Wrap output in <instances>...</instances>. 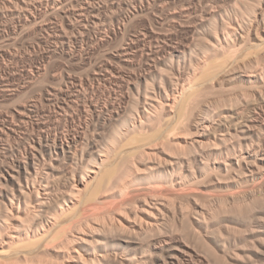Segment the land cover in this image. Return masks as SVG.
Returning a JSON list of instances; mask_svg holds the SVG:
<instances>
[{
  "label": "bare ground",
  "instance_id": "1",
  "mask_svg": "<svg viewBox=\"0 0 264 264\" xmlns=\"http://www.w3.org/2000/svg\"><path fill=\"white\" fill-rule=\"evenodd\" d=\"M29 1L10 0L11 18L33 30L47 4L49 16L62 17L63 27L51 25L62 48L71 34L91 56L122 41L93 61L86 79L58 71L40 97L13 105L7 115L0 108V264H264V217L251 216L255 200L226 203L228 209L229 196L205 191L222 177L264 169V68L257 73L262 87H253L258 95L248 91L245 105V99L235 103H243L242 111L219 113L222 98L204 104L215 82L235 73L240 43L252 42V28L258 32L264 22V0H71L72 10L69 0L35 1L46 2L41 9ZM140 17L148 23L131 33ZM167 21L169 34L155 28ZM43 24L36 30H51ZM181 35L196 37L198 48ZM260 44L244 61L264 52ZM45 63L28 70L23 86H0V98L12 102L32 92L52 71ZM249 71L253 82L258 76ZM126 150L129 156L119 160ZM177 241L182 245L172 250Z\"/></svg>",
  "mask_w": 264,
  "mask_h": 264
},
{
  "label": "rangeland",
  "instance_id": "2",
  "mask_svg": "<svg viewBox=\"0 0 264 264\" xmlns=\"http://www.w3.org/2000/svg\"><path fill=\"white\" fill-rule=\"evenodd\" d=\"M1 2H0V29H1V31L2 30H6L7 28L9 29V31H8V29H7V31H6V33H4L3 31L1 32L0 31V33H1V35H0V54L2 55V56H4V57H0V62H2V63H0V86L2 87H0L1 89H4V87H5V89H6V87L7 88H13V89H15V87H17V86H23V84H25L26 82H24V81H27V76L25 75V74H27V72H28V70L30 71V69H31V71H32V69H35L37 66H39L41 63L43 64L44 63V61L46 60V63H47V70L50 72L51 70V72L49 73V76L48 77H45V81L43 80L42 81V83H40V84H42V85H40V84H38L34 89H33V91L31 92V91H29V92H25L24 94H25V96L22 94V96H20V98L18 97V99H16V101H12V102H15L14 104L12 103V102H6V101H3L1 98H0V108L2 109H0L1 110V112H4V114H8L9 112H11L13 109H14V106L15 107H17L20 103H23L24 101L26 102L27 100H28V98H29V100L31 99V98H33L34 96H38V97H40V95H41V91H40V89L43 87V86H45V85H48V84H50L51 82H52V80H50V79H53L52 78V74H57L58 73V75H60V73H62L63 71V73H65V72H67V74L68 73H70L71 75H73V76H77V77H79V78H84V79H86L87 78V75H88V73L91 71V69L93 68L92 66H93V61H94V63L96 64L97 62L98 63H100V61H102L103 59H104V55H105V53L107 52V50H108V48L109 49H112L114 46H116L117 44H120L121 42L120 41H122L120 38H119V41L117 42V41H115V42H113V47L111 46V47H99V49L97 50L98 52H97V54H96V56H91L90 54H87L88 52L86 51L87 50V46L86 45H84V44H76L75 43V41L74 42H72L73 40H71V38L73 37H71V33L72 32H70L69 33V31H68V33L69 34H71V35H69L70 37L68 38L67 37V39H66V42L70 45H68L67 44V48L65 47V46H63V48H62V42L64 41L63 39H59L58 40V37L56 38L55 36H56V30H55V27H52L51 25H53V26H58V25H60V27H63V20H62V17L61 16H59V17H57L58 15H56L55 13L53 14V15H55L53 18L51 17V16H49V12L51 13L52 12V9L50 8L49 9V7H47V4H44V3H46V2H44L43 4H44V7H43V4L40 6V4H39V2H37V3H35V1H37V0H31L32 2H33V4H35V5H37V7H40L39 9H41L42 8V10H41V12H45V13H43L42 14V16H43V18L42 17H40L39 19L40 20H42V21H40L39 22V20H38V25H36V27H34L33 25V30L31 29V28H29V27H27L26 29H27V32H25L26 31V29L25 28H20L21 26H19L18 25V20L16 21V18L14 19V17L13 18H11L12 16L11 15H9L10 14V11H9V8H10V0H9V2H8V0H0ZM13 1V0H12ZM15 1V0H14ZM29 1V0H28ZM31 1H29V2H31ZM39 1V0H38ZM3 2V3H2ZM5 3V4H4ZM70 3V4H69ZM75 4V3H74ZM69 5H71V0H69V2H68V5L66 4V7H67V9H74L75 7H74V5L72 4V8H70L71 6H69ZM5 8H4V7ZM6 6H7V8H6ZM46 6V7H45ZM69 6V7H68ZM9 7V8H8ZM74 7V8H73ZM7 9V10H6ZM46 9H48L49 11H47ZM179 9H181V8H177V9H174V8H171V12L172 13H174V12H176L177 10H178V13L176 12V14H179V12H182L181 10L179 11ZM261 9L262 10H264V3H262L261 4ZM260 9V10H261ZM45 10V11H44ZM174 10V11H173ZM176 10V11H175ZM183 10V9H182ZM2 12V13H1ZM8 12V13H7ZM170 12V13H171ZM47 13V14H46ZM6 15V16H4V15ZM176 14H174V15H176ZM48 15V16H47ZM51 15V14H50ZM185 15V14H184ZM182 16V18H181V21L182 22H186L187 21V18L185 17V16ZM5 18H4V17ZM58 19V21L56 22L55 20H57L56 18ZM61 17V20H59V18ZM184 17V18H183ZM3 18V20H1ZM9 18V19H8ZM51 18V19H50ZM6 21H5V20ZM14 19V20H13ZM144 19H146V18H144ZM143 19V17L141 18H137V19H135L134 21H133V23H135V29H134V26H133V23L131 24L132 25V27L130 26V28L131 29H129V30H131L130 32L131 33H133V32H135V31H137V30H140V29H142L143 27H144V25L143 24H147L148 23V21H147V19L146 20H144ZM261 19V18H260ZM259 19V20H260ZM48 20V21H47ZM50 20V21H49ZM52 20V21H51ZM177 20V19H176ZM4 21V22H3ZM8 21V22H7ZM13 21V22H12ZM17 22L16 24H15V22ZM147 21V22H146ZM6 22V23H5ZM45 22V24H43L44 26H50L49 28H51V30L50 31H43V32H39V30H36V28L38 29L40 26H41V24L42 23H44ZM46 22H48L49 24H47ZM53 22H55V23H53ZM10 23V24H9ZM53 23V24H52ZM60 23V24H59ZM166 23H168V24H166ZM165 24L167 25H165V27L163 26V28L161 27V26H156L155 28H158V30H159V32H162V33H166L167 34V32H168V34L170 33V32H172V27L171 26H168L169 25V21H167ZM12 24V25H11ZM14 24L16 25V26H14ZM13 26V27H11V26ZM140 25V26H139ZM260 25V26H259ZM259 29H258V32H257V30L255 31V29H253L252 28V30H251V32L252 31H254V32H252V34H250V37H249V40H248V42L252 39V42L250 41L249 42V44L250 43H252L251 45H249L248 43V45L246 46L245 45V43H244V45H242V43L243 42H241L240 43V46H242L243 47V49L245 48V50H243V49H240V53L238 54L237 53V55H236V57H235V60H242L241 62H240V64L239 63H237V61H235L234 62V69H233V71L231 72V73H236V71L239 69H241L240 70V72H238V73H234V74H228L227 76H226V74H225V78H223V76H222V78L224 79H220V80H218V81H216L215 82V84H214V86L216 87V88H214L213 89V91L212 92H214L213 93V97L211 96V98H209V96L207 97V98H209V99H207V98H205L206 100H210V103H209V101H204V104L207 102V104H205V105H211V104H213L214 102H217V101H222V99H224L221 103H219V113L221 112V111H227V110H229V109H231V110H233L234 109V107H235V103H237V105L240 103V102H242L245 98L246 99H248L247 97H245V93L246 92H248V93H250V94H255L256 96L258 95V94H256V93H258L259 91H260V89H256V88H253V87H258L259 88V86H261L262 87V82L259 80V79H257V78H259V76L261 75V74H263V72L264 71H262V73L260 74V71H261V69H263L264 68V60H261V61H263V64L261 63V61L259 60V58L258 57H260V58H262V59H264V52H261V51H259L261 54H257L256 53V55L257 56H255V54H252L250 57L247 55V59H245V61H244V58L246 57V54H248L249 53V51H251L250 50V48L251 49H255V50H252V51H255L256 52V50L257 49H259V48H257V46L258 45H256V42L257 43H264V22H262V21H260V23H259ZM9 26V27H8ZM38 26V27H37ZM137 26V27H136ZM31 27V26H30ZM59 27V26H58ZM18 28V29H17ZM136 28H137V30H136ZM165 28V29H164ZM167 28V29H166ZM17 30L16 31V33H14L13 31L14 30ZM24 29V30H23ZM53 29L55 30V31H53ZM28 30H30V31H28ZM36 30V31H35ZM157 30V31H158ZM171 30V31H170ZM11 31V32H10ZM23 31V32H22ZM166 31V32H165ZM13 32V33H12ZM21 32V33H20ZM29 32V33H28ZM35 32V33H34ZM48 32H51L52 33V35H50L49 36V34H48ZM256 32V33H255ZM11 33V34H10ZM22 33H24V34H22ZM50 33V34H51ZM257 33H258V36H257ZM16 34V35H15ZM29 34V35H28ZM5 35V36H4ZM12 35V36H11ZM15 35V36H14ZM22 35V36H21ZM252 35V36H251ZM10 36V37H9ZM17 36V37H16ZM46 36V37H45ZM52 36H54L53 38H52ZM183 36V37H182ZM185 36V37H184ZM189 36V37H188ZM261 36H263V37H260ZM5 37V38H4ZM8 37V38H7ZM14 38V40H13V38ZM30 37V38H29ZM39 37H40V39H39ZM42 37V38H41ZM50 37V38H49ZM187 37V38H186ZM257 37V38H256ZM258 37H259V39H260V41H259V39H258ZM11 38V39H10ZM33 38H35V39H33ZM48 40H47V39ZM55 38H56V40H55ZM188 39V40H186V39ZM1 39H2V41H1ZM6 39V40H5ZM26 39V40H25ZM38 39V40H37ZM41 39H42V41H41ZM46 39V40H45ZM50 39V40H49ZM180 40H182V42L185 44V45H187L186 43H191V44H188L187 46H189L191 49H196V48H198L197 47V45H198V42L197 41H195L197 38L196 37H193L192 38V36H190V35H181V37L179 38ZM191 39H194V40H191ZM62 40V41H61ZM14 41V42H13ZM29 41H31V42H29ZM61 41V42H60ZM187 41V42H186ZM263 41V42H262ZM197 42V43H196ZM255 42V43H254ZM16 43V44H15ZM58 43V44H57ZM71 43H73V44H71ZM194 43H196L197 45H195L196 46V48H195V46L193 47V45H194ZM253 43L255 44V46L253 45ZM5 44V45H4ZM33 44V45H32ZM35 44V45H34ZM39 44V45H38ZM260 44V45H261ZM54 45V46H53ZM57 45V46H56ZM59 45V46H58ZM77 45H78V48H75V47H77ZM81 45V46H80ZM82 45L84 46V48H83V50H82ZM253 45V46H252ZM31 46V47H30ZM48 46V47H47ZM75 46V47H74ZM245 46V47H244ZM250 46V47H249ZM7 48V49H5V48ZM11 47V48H10ZM40 47V48H39ZM61 47V48H60ZM65 47V48H64ZM70 47H71V49H70ZM74 47V50L72 49ZM259 47V46H258ZM263 47V50L262 51H264V44L263 45H261V48ZM25 50H24V49ZM41 48H42V50H41ZM56 48V49H55ZM241 48V47H240ZM5 50H7V51H5ZM28 50V51H27ZM35 50H36V52H35ZM52 50V51H51ZM59 50V51H58ZM68 50V51H67ZM73 50V51H72ZM80 50H82V51H80ZM242 50V51H241ZM248 50V51H247ZM9 51V52H8ZM11 51V52H10ZM21 51V52H20ZM27 51V52H26ZM31 51V52H30ZM41 51V52H40ZM79 51V52H78ZM244 51V52H243ZM246 51V52H245ZM3 52H5V53H3ZM8 52V53H7ZM19 54H18V53ZM50 52V53H49ZM57 52V53H56ZM60 52V53H59ZM69 52V53H68ZM72 52L74 53V55H77V56H82L83 57V59H84V61H83V59L81 60V63L79 62V61H77V60H75L73 57H72ZM81 52V53H80ZM239 52V51H238ZM248 52V53H247ZM257 52H258V50H257ZM4 55H3V54ZM7 53V54H6ZM10 53V54H9ZM14 55V56H11L12 54ZM29 53V54H28ZM31 53H33V55L31 54ZM38 53V54H37ZM41 53V54H40ZM48 53V54H47ZM76 53V54H75ZM26 54V55H25ZM52 54V55H51ZM56 54V55H55ZM65 54V55H64ZM69 54V55H68ZM249 54H251V53H249ZM47 56V57H49V55H51V58H47V59H45L44 60V56ZM259 55V56H258ZM31 56V57H30ZM43 56V57H42ZM69 56V57H68ZM12 57H13V59H14V57L16 58V59H14V60H12ZM22 57V58H21ZM23 57H25V58H23ZM54 57V58H53ZM86 57H87V59H86ZM238 57V58H237ZM41 58H43L42 60H44V61H42L41 60ZM93 58V59H92ZM258 58V59H257ZM4 59V60H3ZM90 59H92V61L90 60ZM257 59V60H256ZM47 60H48V62H47ZM56 60V61H55ZM5 61H6V63H5ZM19 61H20V63H19ZM22 61V62H21ZM42 61V62H41ZM91 61V62H90ZM259 61V62H258ZM30 62V63H29ZM64 62V63H63ZM239 62V61H238ZM247 62V63H246ZM38 63V64H37ZM45 63V64H46ZM77 63V64H76ZM138 63H139V61H138ZM238 65H237V64ZM242 63V64H241ZM244 63V64H243ZM4 64V65H3ZM17 64V65H16ZM35 64V66H33V65ZM50 64V65H49ZM64 64V65H63ZM87 64V65H86ZM247 64V65H246ZM262 66H261V65ZM6 65V66H5ZM29 65H30V67H29ZM37 65V66H36ZM61 65V66H60ZM67 65H69L68 67H67ZM86 67H85V66ZM9 66V67H8ZM12 66V67H11ZM18 66V67H17ZM32 66V67H31ZM63 66H64V68H63ZM78 66L81 68H78ZM236 66V67H235ZM241 66H242V68H241ZM259 66H261V67H259ZM74 67V68H73ZM239 67V68H238ZM259 67V68H258ZM28 68V69H27ZM51 68V69H50ZM72 68H73V71H72ZM84 68V69H83ZM235 68H238V69H235ZM261 68V69H260ZM6 69V70H5ZM17 69V70H16ZM54 69H56V70H54ZM63 69V70H62ZM65 69V70H64ZM69 69H71V70H69ZM242 69H243V71H245V72H243L242 71ZM247 69H248V71H247ZM250 69H252L253 70V72H254V74L256 73H259V74H255V76H258V77H253L252 79H253V82L252 81H250V80H248L246 77L250 74L249 72V70ZM257 71H256V70ZM23 70V71H22ZM5 71V72H4ZM20 71H22V72H20ZM60 73H59V72ZM256 71V72H255ZM12 72V73H11ZM252 72V71H251ZM21 73V74H20ZM81 73V74H80ZM240 73H242V76H241V74ZM2 74V75H1ZM15 74V75H14ZM24 74V75H23ZM51 74V75H50ZM77 74V75H76ZM245 74H247V76L245 75ZM239 75V76H238ZM244 75V76H243ZM26 76V77H25ZM23 77V78H22ZM227 77V78H226ZM235 78L233 81L232 80H230V78ZM2 79H4V80H2ZM10 79V80H9ZM15 79V80H14ZM18 79V80H17ZM25 79V80H24ZM13 80V81H12ZM48 80V81H47ZM223 80V81H222ZM229 80V81H228ZM257 80H259V81H257ZM5 81V82H4ZM6 81L9 83H6ZM221 83H220V82ZM259 82V83H257L256 84V82ZM10 82H11V86H9L10 85ZM15 83V84H14ZM219 83V84H218ZM5 84V85H4ZM221 84V85H220ZM3 85V86H2ZM41 87H40V86ZM252 85H254V86H252ZM255 85H259V86H255ZM218 86V87H217ZM224 86V87H223ZM250 86H252L251 88H250ZM246 88V89H245ZM243 89V90H242ZM250 89V90H249ZM263 90H264V87L262 88ZM215 90L217 91V92H215ZM31 92V93H30ZM37 92V93H36ZM219 92V93H218ZM212 94V93H211ZM215 95V96H214ZM243 95V96H242ZM218 96V97H217ZM31 97V98H30ZM100 97V98H99ZM98 98L100 99V100H104L105 98H104V96H99ZM102 97V98H101ZM243 97H245V98H243ZM259 97V96H258ZM217 98H218V100H217ZM222 98V99H221ZM253 98V97H252ZM213 99H215V100H213ZM219 99H221V100H219ZM237 99H238V101H237ZM246 99L243 101L244 102V105L246 104L245 102H246ZM254 99H256V98H253V100ZM2 100V101H1ZM217 100V101H216ZM241 100V101H240ZM22 101V102H21ZM229 101H232V102H229ZM234 101V102H233ZM19 102V103H18ZM212 102V103H211ZM224 102H227V104H228V107H227V104L226 105H224L225 103ZM17 103V104H16ZM43 103V102H42ZM209 103V104H208ZM230 103V104H229ZM7 104V105H6ZM11 104V105H10ZM242 105H243V103H241ZM240 104V106L242 107V108H244L242 105ZM6 105V106H5ZM9 105V106H8ZM14 105V106H13ZM43 105L45 106V103H43ZM232 105V106H231ZM234 105V106H233ZM2 106V107H1ZM4 106V107H3ZM13 106V107H12ZM42 105L40 104V107H41ZM223 106H226L225 107V110L223 109L224 107ZM12 107V108H11ZM239 107V106H238ZM235 107V108H237L239 111H242V109H241V107ZM41 108H43V106L41 107ZM4 109H6V110H4ZM11 109V110H10ZM43 109H45V108H43ZM237 109H234V110H237ZM4 110V111H3ZM7 111V112H6ZM10 114V113H9ZM41 117V116H40ZM39 117V118H40ZM263 117H264V115H263ZM42 118V117H41ZM40 118V119H41ZM264 119V118H263ZM262 119V120H263ZM263 122H264V120H263ZM56 123V122H55ZM61 126H64V124L62 123V125ZM109 130H110V128H108L107 129V131L106 132H109ZM258 129H254V131H251L250 133H251V135H254V137H253V139L255 140V142L256 143H258V137L257 136H259V134L260 133H258V131H257ZM254 133H258V134H254ZM256 138H257V140H256ZM11 142V143H10ZM9 143V145H14L15 147L18 145V141L16 142H14V141H10ZM17 145H16V144ZM8 144V143H7ZM1 148H3V146H1ZM129 154V150H126V151H124L123 152V155H121L120 157H119V160H121L122 158H124L126 155H128ZM129 156V155H128ZM126 158V157H125ZM128 158V157H127ZM233 175V174H232ZM222 176H224V174L222 175ZM226 176V175H225ZM229 176V175H228ZM235 176V177H234ZM240 177V178H239ZM241 177H243V176H238L237 174H234L233 175V179L232 178H230V179H228V177H226V179H225V177H222L224 180H222L221 179V181H219V183H216L215 185L213 184V185H207V187L205 188V191H206V193H207V191H208V193H207V195H210V197L212 196V195H217V196H219V198L221 197H228V198H225L226 199V202L223 204L224 205V207L226 208V207H228V209H229V207L230 206H227V205H230L231 204V206H234V204L235 203H237V204H235V205H237L238 206V203H239V205H248V204H251V203H253L254 202V200H255V204H254V206H253V204H251L252 206V208L254 209H252L253 210V215H251V213H250V215L252 216V217H254V219L255 220H261L263 217H264V211L262 210V206H261V202H263L264 201V169L261 171V173H256V174H253V176L252 175H250V173H249V175L248 176H246V177H243V178H241ZM235 178V179H234ZM216 186V187H215ZM217 186H218V188H217ZM237 194V196H239L238 198H236V197H234V198H236L235 200H233L234 198H233V196L235 195V194ZM241 193V194H240ZM234 194V195H233ZM240 194V195H239ZM245 194V195H244ZM230 195H232V196H230ZM244 199H243V198ZM247 197V198H246ZM263 197V198H262ZM232 199V200H231ZM250 199V200H249ZM253 199V200H252ZM258 199V200H257ZM260 199V200H259ZM239 200V201H238ZM248 200H249V203H247L248 202ZM252 200V201H251ZM257 200V201H256ZM262 200V201H261ZM227 201H229V202H227ZM233 201V202H232ZM237 201V202H236ZM219 202H220V200H219ZM242 202V203H241ZM260 202V203H259ZM226 203H228L227 205H226ZM219 205L220 206H222V208H223V205H221L220 203H219ZM257 205H259V206H257ZM219 206V207H220ZM96 208V209H95ZM94 208V210L96 211H99L100 209H101V207H95ZM259 209H261V210H259ZM258 211V212H257ZM260 211V212H259ZM261 211H262V213H261ZM254 212H256V213H254ZM260 213V214H259ZM256 214V215H255ZM259 218H261V219H259ZM221 225V224H220ZM220 225H219V229L221 228L222 229V227H220ZM222 225H224L225 226V223H222ZM224 228V227H223ZM224 230V229H223ZM173 233H174V231H173ZM178 233V232H177ZM175 234H176V232H175ZM174 234V237L176 238L177 237V239H180L181 237H183V236H181L180 237V235L179 234H177V235H175ZM181 234V233H180ZM179 235V236H178ZM252 239L251 241L253 242V237H251V236H248V241L247 242H250V238ZM182 239V238H181ZM181 241H183V242H181V243H183L184 244V241H185V243H186V240L184 239V240H181ZM252 242H250V244L252 243ZM180 241L178 242H175L174 243V247H173V249L172 250H177V249H179V246H181L182 244L180 243ZM188 244V243H187ZM249 244V243H248ZM178 247V248H176V246Z\"/></svg>",
  "mask_w": 264,
  "mask_h": 264
}]
</instances>
